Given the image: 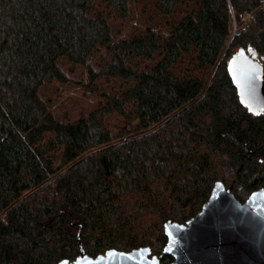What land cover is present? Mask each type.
Instances as JSON below:
<instances>
[{
	"label": "trees",
	"instance_id": "obj_1",
	"mask_svg": "<svg viewBox=\"0 0 264 264\" xmlns=\"http://www.w3.org/2000/svg\"><path fill=\"white\" fill-rule=\"evenodd\" d=\"M262 2L0 0V264L163 248V224L215 181L243 201L264 189V113L239 104L222 57L264 56ZM65 64L99 97L75 120L45 94L72 83Z\"/></svg>",
	"mask_w": 264,
	"mask_h": 264
},
{
	"label": "water",
	"instance_id": "obj_2",
	"mask_svg": "<svg viewBox=\"0 0 264 264\" xmlns=\"http://www.w3.org/2000/svg\"><path fill=\"white\" fill-rule=\"evenodd\" d=\"M225 69L239 104L253 117L264 113V68L255 49L238 47ZM163 233L159 257L169 256V264H264V189L240 202L231 186L215 181L200 210L185 223L166 221ZM159 257L148 246L110 248L95 257L80 247L74 260L57 264H161Z\"/></svg>",
	"mask_w": 264,
	"mask_h": 264
},
{
	"label": "rangeland",
	"instance_id": "obj_3",
	"mask_svg": "<svg viewBox=\"0 0 264 264\" xmlns=\"http://www.w3.org/2000/svg\"><path fill=\"white\" fill-rule=\"evenodd\" d=\"M229 44H230V40L227 42L226 46L228 47ZM238 47L239 46H233V47L229 46V48L225 49V51L223 52L222 57L224 56L225 53L227 54L228 51H229L228 55H230ZM248 48L249 47H246L245 49L247 50ZM228 55L226 57H223L224 63H226L227 58L229 57ZM258 61L264 68V56L263 57L259 56ZM62 68L66 76L68 78H71L72 83L61 84L54 82L53 85L52 84L47 85L45 94L53 98V103H54L53 112L59 118L61 119L67 118L68 120H75L80 116V114H86L89 111H91L93 108H95V106H97L99 102V97L95 95H91L90 93H88V91L84 89L82 84L83 81L82 79H85V74L82 68L73 67L69 64L63 65ZM107 84H108L106 85L107 90H111L112 85L116 86V88L125 87V84L122 81H115V83H107ZM112 122H115V120H113ZM227 185L228 184H226V186ZM236 199L238 198L236 197ZM238 200L240 202L243 201L240 199ZM153 245H154L153 247L150 246L151 255H156L157 257H159L162 246H159V243L157 244V242H154ZM160 260L161 259L159 258V261ZM160 263L165 264L162 263L161 261Z\"/></svg>",
	"mask_w": 264,
	"mask_h": 264
},
{
	"label": "built area",
	"instance_id": "obj_4",
	"mask_svg": "<svg viewBox=\"0 0 264 264\" xmlns=\"http://www.w3.org/2000/svg\"><path fill=\"white\" fill-rule=\"evenodd\" d=\"M261 8L264 10V0L262 2V6ZM253 17V15H249L247 18H246V21L241 25V26H245V23L248 22L249 20H251Z\"/></svg>",
	"mask_w": 264,
	"mask_h": 264
}]
</instances>
